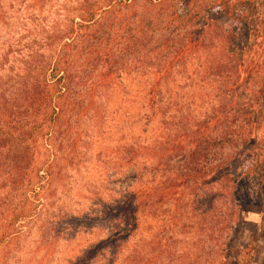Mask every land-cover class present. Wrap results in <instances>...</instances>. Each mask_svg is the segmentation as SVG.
Wrapping results in <instances>:
<instances>
[{
    "label": "rangeland",
    "instance_id": "rangeland-1",
    "mask_svg": "<svg viewBox=\"0 0 264 264\" xmlns=\"http://www.w3.org/2000/svg\"><path fill=\"white\" fill-rule=\"evenodd\" d=\"M108 7L116 19L96 37L112 23L118 37L144 30L142 44L113 58L120 74L55 143L42 132L15 190L0 173V264H264V178H241L253 166L235 133L261 82L240 73L252 54L233 31L235 16L257 37L264 75V0H0V99L13 100L32 52L47 66L81 18ZM201 29L197 51L167 58L174 34Z\"/></svg>",
    "mask_w": 264,
    "mask_h": 264
},
{
    "label": "trees",
    "instance_id": "trees-1",
    "mask_svg": "<svg viewBox=\"0 0 264 264\" xmlns=\"http://www.w3.org/2000/svg\"><path fill=\"white\" fill-rule=\"evenodd\" d=\"M225 14H228L227 9ZM103 15L98 20L81 18V21L76 24L78 35H70L68 39L61 41L60 49L49 59L47 66V61L44 62L37 57L35 52H32L25 60L24 81L19 83L13 100L0 99V173L9 180L5 192L15 190L16 183L21 180L24 171L34 168L32 165L34 150L42 132L47 133L45 136L49 142L48 145L55 143L56 136L62 135L65 127L79 118L86 112L88 106L93 104L95 92L104 88V85L111 84L116 75L120 74L119 69L112 65L116 60L113 58L122 57L132 52V47H139L140 43L142 44L141 38H143L144 30L137 31L136 35H131L129 38L118 37L112 23L108 31V35L112 37L108 39L107 37H96V31L100 30L105 23L116 19V12L109 7ZM233 17L239 24L238 28L235 25L233 31L238 29L241 40L248 46V52L252 54L249 55L250 59L248 58L242 65L240 73H246L247 79L256 75L254 79L260 78L261 82L258 83L256 89L251 90L254 101L250 99V103L256 105L255 109L248 111L243 107L240 108L242 113L239 116V124L235 133L238 135L236 138L243 140L247 147L238 150V153L242 151L239 155L250 158L251 166H253L242 172L241 178L249 172L245 176L246 179L251 177L262 182L264 169H257V167H259L260 158L264 159V139L260 137L264 135V75L261 71L254 70L255 56L251 49L252 45L248 43L249 40L256 41L257 37L250 35L249 30H243V20L241 22L237 17ZM79 27L85 28V31L82 33ZM238 31L232 33V38H236ZM204 32L205 30L201 29L194 39H192V34L186 30L174 34L169 40L170 43L166 45L169 50L167 58L179 59L197 51L205 41ZM97 39H103L105 44L103 41L99 43ZM253 46L255 47L256 43ZM242 47L244 48L245 45L241 44L240 49ZM216 64H219L218 61ZM44 67H48L49 72L45 77H41L40 70ZM157 72L159 76L165 73L161 69H157ZM240 81L233 80L229 88L240 86ZM226 120L217 121L219 125L215 128L223 134L225 143L229 142V139H226L229 128ZM258 134H261L259 138ZM243 151L249 153L245 154ZM192 154L193 152L190 155ZM217 174V177L210 174L212 181L225 177L227 171L223 173L219 171ZM231 179L234 184L237 183V178L233 176ZM131 204L130 202L126 204L124 210L136 217L137 210ZM234 208L239 209V205ZM5 227L8 226L5 225ZM4 230H0V239Z\"/></svg>",
    "mask_w": 264,
    "mask_h": 264
}]
</instances>
